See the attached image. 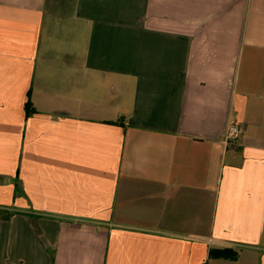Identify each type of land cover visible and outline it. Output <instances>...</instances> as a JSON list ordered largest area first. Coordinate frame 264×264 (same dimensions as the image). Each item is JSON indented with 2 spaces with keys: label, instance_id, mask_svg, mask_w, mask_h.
<instances>
[{
  "label": "crops",
  "instance_id": "0c3cea01",
  "mask_svg": "<svg viewBox=\"0 0 264 264\" xmlns=\"http://www.w3.org/2000/svg\"><path fill=\"white\" fill-rule=\"evenodd\" d=\"M0 264H264V0H0Z\"/></svg>",
  "mask_w": 264,
  "mask_h": 264
},
{
  "label": "built area",
  "instance_id": "2783aa9c",
  "mask_svg": "<svg viewBox=\"0 0 264 264\" xmlns=\"http://www.w3.org/2000/svg\"><path fill=\"white\" fill-rule=\"evenodd\" d=\"M242 132L241 127L238 125L231 123L228 125L227 129L223 134L222 145L225 151L231 150L235 147L237 143V139L239 138Z\"/></svg>",
  "mask_w": 264,
  "mask_h": 264
},
{
  "label": "trees",
  "instance_id": "16d2710c",
  "mask_svg": "<svg viewBox=\"0 0 264 264\" xmlns=\"http://www.w3.org/2000/svg\"><path fill=\"white\" fill-rule=\"evenodd\" d=\"M31 104L29 102H27L25 104V108H26V111H27V114L30 113V110H28L30 108ZM225 255H229L232 259H234L236 257V253L235 252H231V251H228L226 249H223V250H211L210 251V256L214 257V258H217V257H222V256H225Z\"/></svg>",
  "mask_w": 264,
  "mask_h": 264
}]
</instances>
